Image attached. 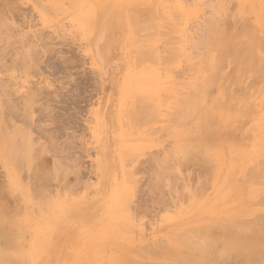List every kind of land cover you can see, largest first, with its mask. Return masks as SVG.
Listing matches in <instances>:
<instances>
[{
  "label": "rangeland",
  "instance_id": "obj_1",
  "mask_svg": "<svg viewBox=\"0 0 264 264\" xmlns=\"http://www.w3.org/2000/svg\"><path fill=\"white\" fill-rule=\"evenodd\" d=\"M128 1L0 0V247L19 264H72L82 251L90 252L89 264L102 258L101 264H124L129 250L133 264H173L158 256L169 238L208 224L219 208L234 205L231 213L240 215L248 207L236 186L254 199L247 219L264 221V178L244 183L230 154L220 177L212 155L209 161L201 150H183L197 125L177 127L173 120L212 54L224 80L237 75L235 38L244 39V21L255 25V8L264 16V0H136L139 14ZM98 10L108 13L102 28ZM136 13L140 23L156 25L145 65L139 58L149 50L135 48L130 35ZM216 22H223V49L213 40ZM142 66L160 74L163 102L147 127L130 131L126 77L139 76ZM262 70L244 81L256 90L250 98L256 106ZM216 85L211 97L219 94ZM232 89L243 91L237 84ZM259 117L263 123L262 112ZM262 137L253 135L257 151ZM87 235L102 238L89 243ZM233 259L220 264H238Z\"/></svg>",
  "mask_w": 264,
  "mask_h": 264
},
{
  "label": "bare ground",
  "instance_id": "obj_2",
  "mask_svg": "<svg viewBox=\"0 0 264 264\" xmlns=\"http://www.w3.org/2000/svg\"><path fill=\"white\" fill-rule=\"evenodd\" d=\"M135 3L136 0H129L127 6L130 4L134 5ZM137 5L138 4L134 5L133 7L131 6V8L129 6V8L135 13V11L137 10H135L136 8L134 7H136ZM256 9L257 8H255L254 11L257 13L256 15L258 16V19L255 21V25L252 23H248L247 21H244V29H246L244 31L245 35H242L245 36L244 39L242 38L243 40L241 42H238L237 37L235 38V41L232 39L234 41L235 48L238 52L235 59L237 60L238 65L240 67L237 71V75L232 77L233 79L231 78L229 79V77L228 78L226 77V79L224 80L225 77L223 76V74L221 72L219 73V70H221V68L218 70L217 60L214 59V54H212L211 59L213 61H209L210 59H208V62H205L204 64L206 69L202 67L203 69L202 78L200 80H196V82H192L191 87H186L187 89H191V88L192 89L191 92L186 95V97L183 96L184 99L182 101V104L180 105L179 111L178 110L174 111V113L176 114L175 116L176 118L175 119L170 118L175 120L177 127H180L182 124L188 122H192V124L197 125L195 127L198 130V131L196 130L197 133L194 132V134L192 135L189 134L192 137L190 138L188 145L191 147L187 146L189 149L188 148L183 149L184 151H186V155H188L189 153L190 154L194 153L195 151L200 152L201 150V153L205 155V158L209 161H210V157H208V154L212 155L213 159L211 160L216 167V173L221 177L223 170L222 166L224 165V163L227 161L228 158L226 155L230 154L232 156L231 162L233 164L234 163L241 164V166L239 167L240 174L242 175L241 180L244 181V183L247 182L248 185H252L256 181H259L260 179L264 178V141L262 140L264 137V89L259 88L261 95L260 97L259 95H257L259 97L257 101L259 104L257 103L258 106H256L250 100L252 93L254 91L256 92V90L254 89V91H252L253 87L251 88V86H249L248 83L247 85H245L244 82L246 80L245 78H248L247 76H249L250 73L251 74L256 73L254 70L261 69V67L263 68L261 74L259 71H257L260 74V77L259 76L256 77L257 79H261V81H264V55H263L264 21H262L264 16H261L259 14V11ZM89 11L91 12L90 14H93L92 10ZM139 11L140 9L137 11L138 14ZM131 13L129 15L134 16V14ZM94 14L96 16V21L101 23L100 26L102 28L106 23V20L108 18V13L105 12L104 10L101 11L98 10V12ZM138 14L136 15V17L133 18H137ZM90 17L93 18V21L90 22L93 25L96 22L94 21V15H90ZM138 19L140 18H137V20L135 19L133 23H129V25H132L133 29L131 28V26L128 27L133 30V33L131 32L130 35H131V39L134 40L135 48L145 47L149 50L147 52L144 50L141 51L142 53L146 52V55H148V57H146V55L143 56L144 54H142V57L140 55L139 58L141 64L143 63V65H145L146 58L151 60L150 58L153 55V52L151 51L152 42L147 36L151 35L149 34V32L152 30V27L155 28L156 25L153 20L145 21L143 22L144 24H142V22L140 23ZM222 23L223 22L221 23L216 22L214 26L213 24L211 25V27L213 26L215 28V30L214 28H212V32L214 31L213 40L217 44L216 46L217 48H220L218 47V45L220 46L223 45V43L226 40L223 38L225 32L222 30L223 27ZM100 35L101 34L99 33L97 38L95 39L94 47L96 45H99V42L101 41ZM235 35L236 34H233L232 37ZM227 36L229 35L227 34ZM130 53L132 54V51ZM133 54L131 56H133ZM231 58L229 59L230 62H232ZM140 69H144V70L141 73H139V76H136L134 73L130 72L131 75H128L126 77V79L127 78L130 79L129 80L130 86L128 85V93H129L127 95L128 97H126L125 95L127 100L128 98H130L129 99L130 101H127V103L130 106L129 107L130 111L128 112V115H126L124 124L127 126L126 127L127 129L129 128L130 131L139 129L141 127H147L149 123L148 122L149 119L151 120L156 114L155 107L157 106L156 109L158 110L159 113L163 102V100H161L158 97L159 91L162 90V86H163L161 85L162 81L161 80L158 81L157 79V77L160 76V74L156 76L157 73L153 71L152 68L147 69L145 68V66H142ZM205 70H207V73H204ZM134 78H136L135 79L136 84L131 85L132 84L131 80ZM228 79L230 80L229 82H227ZM222 81H224V83ZM218 82L220 85L218 84ZM234 84L239 85L241 90H243L241 95H239L238 93L237 95L235 91L232 89ZM213 85H216V87L218 86L217 88H219V94L218 96L216 95V97H211L209 94L210 89H212ZM195 87L196 90L193 89ZM192 90H195V92H193ZM184 110L187 113L186 115H183ZM260 112H262L263 123L261 122V117H259ZM171 115L174 116V114ZM193 130L195 131V129ZM253 135H258V136L263 135L261 139L263 141L262 151H257V147H252ZM256 141H254V143H256ZM226 148L228 150H225ZM185 149H187L188 151ZM180 154L181 156L179 155V157L183 158L184 155L182 154V151L180 152ZM233 164L232 167L229 168L227 174L225 175V179H227L230 176L228 174L230 170L234 171L232 169L234 167ZM166 166L168 169V165ZM164 167L165 166H163L162 168ZM168 170H170V168ZM158 175L162 177L163 173L162 175L158 173ZM161 180L163 179L161 178ZM234 189L238 190L241 193L242 196L241 199L244 203V206L245 205H248V207L249 205L254 206L253 205L254 199H250L249 194H245L242 186L240 187L236 186L234 187ZM226 201L227 199L224 198L225 204L227 203ZM245 207L246 209L242 211L240 215H235L231 213V210H234V205L230 206L229 208L225 207L224 208L225 211L219 208L218 212L212 216V219L208 224L200 226V228H198L195 231H180L176 235L172 236L173 238H169V241L166 244L165 248L163 246L164 249L162 250L160 249L161 253L158 252L160 253L158 256H160L162 260L166 259L168 261H172L173 264H220V262H222L220 260H222L223 257H228V259L229 257H232V259L234 258L235 260L237 259L238 262L237 261L236 262L238 264H263L264 263V221L262 223L255 224L253 223V220H248L249 218L247 219V217L249 216L248 215L249 211H248V207L247 206ZM88 210L94 211L93 205H91ZM113 211L116 212L115 208L110 211L111 213L109 216L111 219H115L116 217V215L113 214ZM120 211L122 212V209ZM111 215L115 217L113 218ZM120 217L121 214H119V218ZM106 223L105 225H107ZM215 231H218L219 232L218 234L221 233V236L216 234ZM101 232L102 233L100 234L104 235L106 233H109L110 231L108 230ZM102 235H100L99 237L95 235L94 238L88 237L87 235L86 239L89 243L92 241H93L92 243L94 242L96 243V241L102 238L101 237ZM95 246L97 247L96 244ZM35 248H37L36 245ZM147 250L145 248L144 252H149ZM137 252L138 251H136V253ZM150 254L152 253L150 252ZM155 254H157V252ZM155 254L153 256H157ZM141 255L143 256L142 252ZM76 256H77V260L72 262V264H89L88 262H91L90 252L82 251L80 253H77ZM94 256L96 255L94 254ZM135 256L136 255L133 252H131V250H129L128 254L125 256L124 264H133L131 260ZM142 258H146V254L145 257ZM102 261L103 258L99 261L96 260L95 264H101L103 263ZM230 261L228 260V262ZM19 262L20 260L14 258L13 254L9 255L5 253V251H2L0 247V264H19ZM64 263L68 264V261ZM138 263L140 264L141 262ZM29 264H32V262Z\"/></svg>",
  "mask_w": 264,
  "mask_h": 264
}]
</instances>
